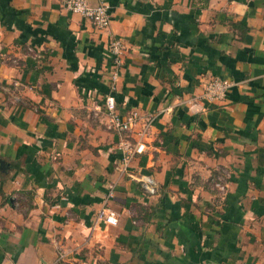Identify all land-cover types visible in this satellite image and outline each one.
I'll return each mask as SVG.
<instances>
[{"label": "crops", "instance_id": "obj_1", "mask_svg": "<svg viewBox=\"0 0 264 264\" xmlns=\"http://www.w3.org/2000/svg\"><path fill=\"white\" fill-rule=\"evenodd\" d=\"M87 1L107 27L0 0V264H264V0ZM111 37L116 110L140 116L126 134L151 117L123 169ZM213 76L234 83L191 109Z\"/></svg>", "mask_w": 264, "mask_h": 264}, {"label": "built area", "instance_id": "obj_2", "mask_svg": "<svg viewBox=\"0 0 264 264\" xmlns=\"http://www.w3.org/2000/svg\"><path fill=\"white\" fill-rule=\"evenodd\" d=\"M62 5L70 12H75L84 18L90 20V22L98 27H107L110 21L108 6L104 2H98L95 4L89 3L87 0H62ZM122 42L118 37H111L108 42V51L111 56V69L109 74L108 90L103 97L104 110L107 114L106 125L109 129L119 133H123L117 140L116 147L121 154L120 168L123 169L127 163L136 154L141 153L145 148V143L142 140V136L145 134L146 129L149 127L151 117L146 116L140 122L139 129L136 131V135L131 137L126 134L135 126L140 119L138 112L131 109L125 113H119L115 107L114 91L116 88V79L118 76V70L121 65L122 54ZM234 82L228 78L221 76H213L203 83L202 90L199 94L190 96L186 102L193 110H199L200 101H213L219 100L224 97L225 92ZM143 187L152 192L154 190L153 180L139 176L138 177ZM215 185L222 189L223 185L219 182H215ZM95 220L115 224L117 221L114 210L108 207L106 204H102L95 212ZM62 253L58 254V258L62 257Z\"/></svg>", "mask_w": 264, "mask_h": 264}]
</instances>
